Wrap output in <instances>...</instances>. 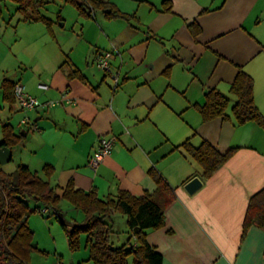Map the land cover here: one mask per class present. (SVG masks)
I'll return each mask as SVG.
<instances>
[{
	"label": "crops",
	"instance_id": "1",
	"mask_svg": "<svg viewBox=\"0 0 264 264\" xmlns=\"http://www.w3.org/2000/svg\"><path fill=\"white\" fill-rule=\"evenodd\" d=\"M109 1L129 20L109 19L102 10L87 17L59 0L42 10L48 29L24 22L17 11L22 35L31 29L45 39L51 58L4 79L41 102L64 104L16 115L18 131L25 130L12 151L23 145L28 168L52 166L49 181L59 194L73 182L103 201L122 191L154 194L151 173H157L175 194L164 226L146 236L163 264H264V230L252 227L244 236L250 199L264 189V129L238 124L231 91L240 71L252 77L264 116V0ZM105 52L113 54L118 85L97 66ZM211 90L229 99L227 120H203L200 109ZM4 125L17 132L12 123ZM103 137L115 139L114 147L93 170L89 160ZM187 142L235 152L205 180L183 147ZM196 177L203 187L189 195L184 187ZM112 223L129 232L125 216L114 214ZM129 233L120 238L136 245Z\"/></svg>",
	"mask_w": 264,
	"mask_h": 264
},
{
	"label": "trees",
	"instance_id": "2",
	"mask_svg": "<svg viewBox=\"0 0 264 264\" xmlns=\"http://www.w3.org/2000/svg\"><path fill=\"white\" fill-rule=\"evenodd\" d=\"M5 1L7 0H0V7ZM8 1L18 6L17 11L24 17V22L43 23L50 29L51 22L43 16L42 10L50 2L56 3L59 0ZM65 1L87 17H91L97 10H102L109 19L129 20L128 15L121 13L109 0ZM17 85L10 79H4L0 86L4 102L11 106L17 103L14 94ZM231 91L237 99L233 114L238 124L254 122L264 129V116L255 103L252 77L240 71ZM228 105L227 97L218 91H209L206 94V104L200 109L203 120L206 122L218 118L227 120ZM3 134L4 140L0 148L12 149L21 141L9 125L3 126ZM183 147L201 167L205 180L210 179L224 166L235 152L232 150L221 154L209 143H203L201 147L195 149L187 142ZM43 172L45 179L26 166H20L16 172L7 174L0 165V264H30L36 245L28 223L32 213L28 201L44 204L46 207L44 210L50 213L52 209L53 214L61 218L62 214L58 210L61 199L68 200L86 214L83 223L67 224L66 221L62 223L66 230L67 227L70 230L69 242L72 249L78 248L81 234L87 235V245L94 264H128L130 255L134 258V264H163L162 254L148 242L146 236L149 230L164 226L166 206L174 201L175 194L157 173H151L158 187L154 194L137 197L122 191L117 197L103 201L94 191L84 192L76 189L73 182L59 194L58 186H53L49 181L54 168L47 165ZM116 213L126 217L131 238H135L136 245L128 242L130 250L125 246L115 248L112 244V235L115 234L112 217ZM252 227L264 230V189L250 199L244 222V236Z\"/></svg>",
	"mask_w": 264,
	"mask_h": 264
},
{
	"label": "rangeland",
	"instance_id": "3",
	"mask_svg": "<svg viewBox=\"0 0 264 264\" xmlns=\"http://www.w3.org/2000/svg\"><path fill=\"white\" fill-rule=\"evenodd\" d=\"M17 9L18 6L8 0L0 7V26H3L2 30H0V86L4 78L15 79L14 75L17 71L23 70V66L29 68L33 63H36V66L43 67L50 62L51 58L48 49L49 43L45 39L36 32H32L31 29L26 30V33L22 35L23 24H19L21 16L17 13ZM69 9L75 11L70 6ZM4 20L6 23H3ZM40 27L42 29L44 26ZM36 35L37 41H35ZM18 106L13 104L11 109L8 104H5L0 89V144L4 140V123H12L17 128L15 134L21 138V132L24 128H20L18 131L19 125L14 118L16 115L26 116L27 112L20 110ZM22 151L23 145L17 146L12 151L11 162L2 166L5 173L12 174L20 166L28 164V159H25L21 154ZM31 168L29 169L32 172H38L41 176H45L43 168L42 170L41 168L36 169V167ZM28 205L32 211L28 223L34 234V244L36 245V249L31 255L30 264H94L87 245V235L81 234L78 248L72 249L69 242L70 230L67 227V231L62 223V221H66L68 224L73 220L78 224L83 223L86 219V214L83 210L77 208L68 200L61 199L58 210L61 212L62 217L59 218L53 214L52 209H50V213L43 214V210L46 207L42 203L29 200ZM114 231L115 234L112 235L114 247L121 248L125 246L130 250V244L120 238V236H127L129 232L123 233V231L120 232L118 229ZM130 243L132 242L130 241ZM128 264H134V258L131 255L129 256Z\"/></svg>",
	"mask_w": 264,
	"mask_h": 264
},
{
	"label": "built area",
	"instance_id": "4",
	"mask_svg": "<svg viewBox=\"0 0 264 264\" xmlns=\"http://www.w3.org/2000/svg\"><path fill=\"white\" fill-rule=\"evenodd\" d=\"M113 54L111 52H105L98 58L97 66L108 75L112 77L115 84H119L118 76L114 75L111 67V59ZM41 88L48 90V86L44 85ZM16 101L19 107L25 111L30 112L34 110H49L51 108L61 106L64 104V100L41 102L38 98L29 95L25 92L24 87L17 85L14 90ZM24 124L29 123V119L23 120ZM115 139L103 137L100 140V147L97 152L89 160V167L93 170L98 169L103 160L112 153ZM44 213H48V210H44Z\"/></svg>",
	"mask_w": 264,
	"mask_h": 264
},
{
	"label": "water",
	"instance_id": "5",
	"mask_svg": "<svg viewBox=\"0 0 264 264\" xmlns=\"http://www.w3.org/2000/svg\"><path fill=\"white\" fill-rule=\"evenodd\" d=\"M12 160V149L8 147L0 148V165L8 164ZM203 187V181L196 177L187 183L184 187L189 195H194Z\"/></svg>",
	"mask_w": 264,
	"mask_h": 264
}]
</instances>
